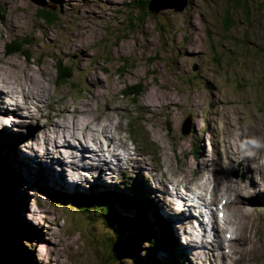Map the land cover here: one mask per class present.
Here are the masks:
<instances>
[{
    "label": "rangeland",
    "instance_id": "374dc122",
    "mask_svg": "<svg viewBox=\"0 0 264 264\" xmlns=\"http://www.w3.org/2000/svg\"><path fill=\"white\" fill-rule=\"evenodd\" d=\"M185 1L181 10L179 0H149L147 6V0H0V79L14 83L10 90L2 82L0 86L7 101L0 113V147L7 148V134L18 143L6 149L10 175L0 179V196L21 229L31 264H134L117 250L120 227H107L99 212H81L61 198L80 193L99 194L96 206L110 202L129 218L168 224L174 245L169 252L157 251L158 264H174L175 256L180 264H264V0ZM51 12L54 23L45 20ZM13 40L24 41L32 57L8 54ZM59 62L73 74L66 85H58ZM134 86L141 91L139 98L122 96ZM31 97L29 105L22 103ZM104 117L121 123L119 132L111 126L125 144L126 150L118 152L146 158L132 161L144 170H131L128 157L119 165L99 159L114 149L106 146L107 128L105 134L96 130ZM85 122L97 135L95 144L104 145L103 153L89 149L92 135ZM78 125L84 127L81 133L76 132ZM43 132L53 136L46 134L44 142ZM50 146L56 154L65 150L68 157L54 160ZM66 158L73 159L74 167ZM95 162L106 165L97 168L96 176ZM152 165L168 171L163 185L172 197L145 190L159 182L150 175ZM114 172L119 184L110 185ZM215 178L228 189L219 191ZM72 180L81 187L73 188ZM177 180L184 181L174 188L172 181ZM53 181L66 187L51 185ZM194 190L205 194L201 206L213 204L215 215L221 195L229 196L219 215L226 206L234 222L233 237L238 239L229 241L231 251L226 241L219 243L228 231L219 239L210 216H200L209 234L198 233L209 239L203 244L209 255L193 248L196 227L189 222L197 206ZM182 194L188 211L187 205L183 210ZM123 195L133 205L144 202L146 210L127 208L117 199ZM169 198L180 202L170 203L176 214L166 207ZM234 200L242 212L234 208ZM184 212L187 216L176 218ZM215 219L218 223L217 215ZM134 236L133 245L140 246L145 261L149 242L141 232Z\"/></svg>",
    "mask_w": 264,
    "mask_h": 264
},
{
    "label": "bare ground",
    "instance_id": "6f19581e",
    "mask_svg": "<svg viewBox=\"0 0 264 264\" xmlns=\"http://www.w3.org/2000/svg\"><path fill=\"white\" fill-rule=\"evenodd\" d=\"M1 82L4 84V86H5V88H8L9 90H10V86L11 85H13L14 83L12 82V81H8V80H6V79H4V76H2V79H0V86H1ZM2 88V87H1ZM9 90H7L8 91V93H9ZM3 91V89L1 90V92ZM26 95V94H25ZM23 97V96H22ZM29 100H32V97H31V99H24V101L22 102L24 105H29ZM6 98H3L1 95H0V104L4 107H1L0 108V113L2 112H5V108H7V106H6ZM3 103V104H2ZM23 105V106H24ZM27 108V107H26ZM74 111V110H73ZM3 115V114H2ZM31 115V114H30ZM105 119L104 120H101L100 122V127H99V129H96L97 131L99 130V132L101 133V134H103L104 133V129L105 128H107V137L106 136H104L103 138H105L106 137V146L109 148L110 146H114V149H110L109 150V154H111V156H108L109 154H107L108 152H106L105 154H102V156L99 158L101 161L103 160V161H108L107 163H106V165L109 163V165H116V164H120V162L123 160V159H126L127 157V164H128V166H129V168L131 169V170H133V171H135V170H144V167L143 166H141V165H139V164H135L134 162H132L133 160H138V161H146L147 159L146 158H136V157H132V152L133 151H128V152H126V153H124V154H122L121 153V151L120 152H118L119 151V149H121L122 151H125L126 149H125V144H124V141L122 140V138H120L119 137V135H114V131H113V128L111 127V126H113V127H115L116 129H117V131L116 132H119V131H121V130H123V128H122V126H121V123L120 122H114L113 121V118L112 117H104ZM115 118V117H114ZM55 119H57V118H55ZM104 121H106V122H104ZM3 122V124H4V120L2 119V117H0V123H2ZM51 122V121H50ZM97 122H99V121H96V123ZM104 122V123H103ZM48 123V122H47ZM2 124V125H3ZM66 124L67 125H73L74 124V122H71L70 124H68L67 123V121H66ZM97 124H99V123H97ZM1 125V124H0ZM5 125L7 126V124L5 123ZM44 126H45V124H44ZM61 126V125H60ZM90 125H89V123H87V122H85V125H84V127L81 125V126H79L78 125V129H77V133H81V128H84V129H86V131L87 132H89L88 133V136H91L92 135V138H91V141L94 143V145H93V143H90L89 144V149H91V150H94V148H97L100 152H102L103 153V148H104V145H96L95 144V142H97V135L95 134V133H93V132H91V127H89ZM130 127V126H129ZM134 127V126H133ZM61 128V127H60ZM131 128V127H130ZM44 129H46V126L44 127ZM1 131H4V129L2 128V130ZM54 131V130H53ZM60 131V130H59ZM65 134L64 135H66L67 134V130H66V128H65ZM73 133V132H72ZM91 133V134H90ZM46 132H43V135H44V137H42V141H46V136L48 135V136H53V135H49V134H47ZM53 134V133H52ZM74 134V133H73ZM105 134V133H104ZM131 134V133H130ZM12 136V139L10 140L11 141V143H12V145H13V147H16V145L18 144V143H14L13 142V139H14V135H11ZM63 136V135H62ZM71 137H73L74 135H70ZM68 137V136H67ZM54 137H52V139H53ZM57 138V137H56ZM89 138V137H88ZM87 138V139H88ZM49 139V138H48ZM73 139H74V137H73ZM79 139H81V135L79 136ZM15 140V139H14ZM21 140H24V139H21ZM70 141V140H69ZM115 141H120V143H118V144H116V142ZM85 142V141H84ZM50 143V142H49ZM53 143V142H52ZM14 144H16L15 146H14ZM65 144V143H64ZM85 144H87L86 142H85ZM84 144V145H85ZM51 145V144H50ZM54 145V144H53ZM67 145V144H66ZM44 146V145H43ZM72 146H74V145H72ZM78 146V145H77ZM76 146V147H77ZM53 146H50V148L52 149L51 151L53 152V153H55V152H57L58 150L57 149H55L54 147V149L52 148ZM82 147V146H81ZM35 148V147H34ZM69 148V147H68ZM61 149V148H60ZM60 149H59V151H60ZM45 150V149H44ZM74 151V150H73ZM98 151V152H99ZM43 152V151H42ZM93 152V151H92ZM97 152V151H96ZM63 153V154H62ZM87 153V152H86ZM95 153V152H94ZM45 154V153H44ZM107 154V155H106ZM137 154V153H136ZM33 155V154H32ZM59 157H58V156ZM92 155H94V154H92ZM97 155V154H96ZM128 155V156H127ZM21 156V155H20ZM34 156V155H33ZM53 156H54V160H56L57 158H55V156L56 157H58V159L59 158H65V157H68V155L66 154V152H65V150H63L62 152L60 151L59 152V154H53ZM81 156H83V154H81ZM85 156H86V154H85ZM22 157V156H21ZM31 156H30V153H29V157H28V155H27V158H30ZM35 157L36 158H42L40 155H36V152H35ZM46 157V156H45ZM97 157V156H96ZM99 157V156H98ZM110 157V158H109ZM25 161H26V159L24 158V157H22ZM81 158V157H80ZM34 159V158H33ZM57 159V160H58ZM65 160V159H64ZM12 161V160H11ZM22 161V160H21ZM66 164H71V167H74L73 166V159H71V158H69L68 160H67V158H66ZM52 163H53V161H51ZM100 162V161H99ZM147 162V161H146ZM148 162H150L149 160H148ZM47 163V162H46ZM87 163V162H86ZM96 163V165L98 164L97 162H95ZM101 163V162H100ZM57 164V163H56ZM78 164V163H77ZM90 164V163H89ZM47 165H48V163H47ZM99 165V164H98ZM97 165V166H98ZM104 163H102L101 164V166L99 165L98 167L96 166V169L94 170L95 172L93 173V175L94 176H96L97 175V173H99L98 171H97V168L99 169H101L103 166H106ZM49 166V165H48ZM86 166V165H85ZM85 166H83V165H81V168H83V167H85ZM159 166V165H158ZM71 167H69V169L71 168ZM161 168H158L157 167V170L159 171L160 170V172L159 173H155V171L156 172H158L157 170H155V168H156V166L155 165H152L151 166V168H150V170L152 171L151 173H150V175H152L153 177H154V179H156L157 181H159L158 183H153L152 184V188L151 189H149V188H146L145 190H148V191H150V193H153L154 195H157V194H159L160 192H161V190L163 191V193L164 194H166V195H169V194H167V192L165 191V185H163V183L164 184H166L167 185V181H169L168 179H169V177H167V170L166 171H164V169H163V167L162 166H160ZM181 167V166H180ZM47 168V167H46ZM54 168V167H53ZM184 168V167H183ZM75 169V168H74ZM87 169H89V168H87ZM153 169H154V171H153ZM185 169V168H184ZM79 170V169H78ZM103 170H104V168H103ZM119 170V169H118ZM170 170H172V169H170ZM181 170H182V167H181ZM199 170V174H201V175H204V170H202L201 168H199L198 169ZM48 171L49 172H51L52 171V169H48ZM97 171V172H96ZM120 171V170H119ZM108 173H112V172H109V167H108V171H107ZM106 172V173H107ZM138 172H141V171H138ZM113 174V173H112ZM116 173L114 172V176H112V175H110V177H112V179H113V181H110V182H108V184H110V185H112V184H114L115 182H117L118 184H119V181H118V177L117 178H115L116 176ZM50 176V175H49ZM57 178V177H56ZM102 178V177H101ZM206 178H207V176H206ZM80 179V178H79ZM208 179V178H207ZM216 179V178H215ZM88 180H89V182H91V180H92V177H88ZM166 180V181H165ZM214 180V179H213ZM218 179H216V180H214V183L217 181ZM105 180H102V182H104ZM184 180H177V181H172V186L175 188V185H178V184H180V183H182ZM65 182V181H64ZM52 183L55 185V186H59V187H66L65 185H63V184H56V183H54V181L53 182H51V185H52ZM66 183V182H65ZM68 183V182H67ZM69 184V183H68ZM144 184H147V182L146 183H144ZM215 184H217L218 186V188H219V191L220 190H222V187L223 188H225V189H228V188H226L225 187V185L224 184H222V182H216ZM72 185H73V188H76V187H81V183H79V182H76V181H74V180H72ZM214 185V184H213ZM55 186H53V187H55ZM216 186V185H215ZM200 187H201V185H200ZM215 188V187H214ZM59 189V188H58ZM195 192H193V193H195L196 194V197H197V200H196V198H193V200L196 202L197 201V206L195 207V210L196 211H194L193 213H194V216H193V219L192 220H190V222L189 223H191V226H192V229H194V227H196V231H195V235L194 236H191V244L193 245V248L195 249V251L196 252H198V254H199V251L202 253V254H207V255H209L208 253H209V251L207 250V249H205L204 248V243L205 242H207V241H209V239L207 238V236H206V238H205V236H202V237H199L198 236V233L199 234H202V231H205V232H207L208 234H209V229L208 230H204V227L202 226V223L201 222H203L202 220H203V218H202V220H201V218H200V216L201 217H204V216H208L207 214H210L211 215V217H212V223H209V225L211 226V224H212V229L215 231V234H218V237H219V239H221V236H220V234H224L225 233V231H228V233L226 234V235H222V236H224L223 238H222V240H219V243H220V241L221 242H223V240L224 241H226L227 242V246H228V249H229V251H231V246H229V241H233V239H238V238H234L233 237V233L235 234V230H234V222L232 221V219L230 218V216H229V213L227 212V211H225L226 209H227V207L226 206H224L225 207V209H223L224 210V212H223V210L221 211V212H223V217H222V220L224 221H222V220H219L218 219V223L216 222V219H215V216L217 215H215V213L213 212V207H211V205H213V204H209V205H207V204H205V205H203V206H201V204H204L205 202L204 201H206V197H204L205 196V194L203 193V192H200V191H196V190H194ZM187 192H190V190L189 191H187ZM218 192V191H217ZM214 193V192H213ZM96 194V196L97 195H99V194H97V193H95ZM103 194V193H102ZM225 194V193H224ZM80 195V194H79ZM217 195V194H216ZM95 196V197H96ZM152 196V195H151ZM186 196H188V193H186ZM189 196H191V193H189ZM225 196H226V202H223V200L225 199ZM225 196H222L221 195V200L218 202V203H216V205H217V207H216V209H218L217 210V213H220V210L222 209V207H223V205H226L227 203H229V196L227 195V193L225 194ZM142 197V196H141ZM145 197V196H144ZM154 197V196H153ZM169 197H172L171 196V194L169 195ZM175 197V196H174ZM97 198H98V196H97ZM146 198V197H145ZM155 198V197H154ZM214 198V197H213ZM170 200H165L166 202H165V204L167 203V205H166V207L167 208H169L170 210H171V212L172 213H174V214H176V211H174L172 208H171V202L172 201H175V200H172L171 198H169ZM216 199V198H215ZM218 199H219V197H218ZM234 199H235V197H234ZM239 199V198H238ZM180 200H182V202H183V205H182V207H183V210H184V206H188V201H186V198H184L183 197V194H182V196L180 197ZM204 200V201H203ZM237 200V199H236ZM236 200H234V201H232V205L234 204V208H237L238 207V203H237V201ZM131 201L132 200H129L128 202H127V204L128 205H130L131 204ZM141 201H144L143 200V198H141ZM185 201H186V203H185ZM175 202H177V203H179L180 204V202L179 201H175ZM124 203V202H123ZM163 203H164V201H163ZM215 204V203H214ZM127 206V205H126ZM201 206V207H200ZM164 207V206H163ZM176 207H178V206H176ZM239 210L242 212V210H241V206L239 205ZM124 210H126V209H124ZM188 210H190L189 209V206L188 207H186V211H188ZM204 210H205V212H204ZM225 212H226V214H225ZM179 215H183V216H179V217H176V218H179V219H182V218H184L185 216H187V212H184L183 214H179ZM218 217V216H217ZM232 223V225H233V228H232V231L231 232H229V228H231V224ZM214 224H215V226L217 227V229L214 227ZM222 225V226H221ZM198 227V228H197ZM177 231V233L179 234V231L178 230H176ZM204 232V233H205ZM231 233V234H230ZM191 234V233H190ZM210 234H212V233H210ZM230 234V235H229ZM183 235V234H182ZM192 235V234H191ZM203 235V234H202ZM242 241H243V239H241V243H242ZM186 245H188V243L186 244ZM186 248H187V246H186ZM23 249V248H22ZM163 249V248H162ZM162 249H160L161 251H163ZM169 251H171V248H170V250ZM164 252V251H163ZM25 253V252H24ZM224 253V252H223ZM210 257V256H209ZM222 258H223V254H222V256H221ZM222 258H221V260H222ZM28 259V258H27ZM30 259H28V261H29ZM30 262V261H29Z\"/></svg>",
    "mask_w": 264,
    "mask_h": 264
},
{
    "label": "trees",
    "instance_id": "16d2710c",
    "mask_svg": "<svg viewBox=\"0 0 264 264\" xmlns=\"http://www.w3.org/2000/svg\"><path fill=\"white\" fill-rule=\"evenodd\" d=\"M148 1L149 0H147L146 2V6H147ZM44 16H45V20H47L48 22L50 23L56 22V17L53 15V12L46 13ZM0 17L2 18L1 14H0ZM22 42L24 41L13 40L15 47H13L8 52V54H11L12 52H15V53L19 52V53H22L26 57L28 56L27 59L32 57V56L27 55V51L25 47H23ZM56 70H57V76L60 78V82H61V83H58V85L59 86L66 85L67 83H69L68 81L72 79V76H73L72 71H70V67L66 65H62V63L59 62L56 65ZM136 86H134L133 89L130 91L127 89H125V92L122 91V96L128 97V98H134L135 100L136 98H139L141 91L136 89ZM263 91H264V88H263ZM4 138L8 140L11 146H13L10 141L12 139V136L10 134H7L6 136H4ZM1 146L3 145L1 144ZM8 146L6 147L9 149H12L11 146L9 147ZM7 148L0 147V179L3 175H5L6 178H8L10 175L9 174L10 167H9V159H8L10 152L6 150ZM10 192H11V189H10ZM107 194L106 196L110 198L109 197L110 194L109 193ZM134 194L132 196V199L136 198V193ZM137 196L139 197V193H137ZM61 198L62 200H64L65 203H68L75 208L76 207L79 208L81 212H84V213L99 212L100 215L103 217V220H105L107 227L113 226V225L117 228L120 227L116 230V235L118 237L117 250L119 254H121L122 256H125L124 254L127 253L128 256L133 260L134 264H158V261L156 260L157 251L159 249L165 248V250L169 252L170 248L173 249L174 241L172 239V235L170 234V228L168 227V224H165V222L162 220L159 223H152L148 218H143V217H140L138 219L129 218L128 216H124L121 213H117V211L110 204V202L108 203V205H104V207H101L99 205L96 206L95 200L97 199V196L95 197V194L90 195V196L89 195L85 196V195H82L81 193L80 195L79 194H73V195L63 194L61 195ZM129 198H130L129 196L127 197L123 195V197L117 198V199L120 202H124V204L127 205V208H132V206L140 208L139 206H142L144 210H146L145 204H143L144 202L143 203L139 202V204H137V200L136 202H134V205L133 204L128 205L127 202L129 201ZM154 226H158L159 229L155 230ZM129 232H131L132 234L130 235ZM134 232L143 233V235L147 238L146 240H148L149 242L148 243L149 246L146 249L147 256H146L145 261H143L142 257L139 256L140 253L138 252V248H140V246H138V244L137 246L133 245L134 243L132 242V240L136 239V237L134 236ZM173 262L174 264H180L177 256H175V259L173 260Z\"/></svg>",
    "mask_w": 264,
    "mask_h": 264
},
{
    "label": "water",
    "instance_id": "95a60500",
    "mask_svg": "<svg viewBox=\"0 0 264 264\" xmlns=\"http://www.w3.org/2000/svg\"><path fill=\"white\" fill-rule=\"evenodd\" d=\"M178 3L181 10L187 5L185 0ZM189 130L188 124L185 132ZM13 219L0 196V264H31L22 249L21 229Z\"/></svg>",
    "mask_w": 264,
    "mask_h": 264
}]
</instances>
